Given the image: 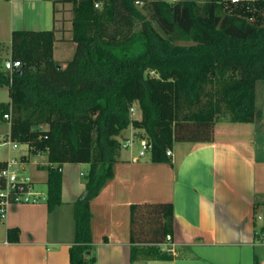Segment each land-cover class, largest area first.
<instances>
[{
    "label": "trees",
    "instance_id": "obj_1",
    "mask_svg": "<svg viewBox=\"0 0 264 264\" xmlns=\"http://www.w3.org/2000/svg\"><path fill=\"white\" fill-rule=\"evenodd\" d=\"M50 1L72 5V58L65 66L55 59L54 28L14 29L10 61L20 66L0 65V87L9 89L11 140L47 156L50 209L62 202L59 168L89 165L70 248V264H88L91 202L114 176L124 129L143 131L153 162H171L176 141H212L218 121H264L255 102L264 80V0ZM135 101L140 118L131 117ZM131 225L132 241L161 242L174 233L173 203L133 204ZM19 236L18 227L7 229L10 241ZM140 250L170 257L134 246L132 259Z\"/></svg>",
    "mask_w": 264,
    "mask_h": 264
},
{
    "label": "crops",
    "instance_id": "obj_2",
    "mask_svg": "<svg viewBox=\"0 0 264 264\" xmlns=\"http://www.w3.org/2000/svg\"><path fill=\"white\" fill-rule=\"evenodd\" d=\"M51 2L0 0V65L10 67L11 33L28 23L37 30L55 29L54 57L64 60L66 5L71 4L53 2V16L45 15L42 10ZM142 134L133 125L122 131V139L133 144L122 147L113 178L91 202L93 244L87 255L93 260L88 264H264V121H218L212 141H176L171 162H153L150 152L140 156ZM82 164L89 166L60 167V204L51 209L48 201L21 204L0 219V264H70L75 201L85 190L81 177L88 170H79ZM157 202L174 206L171 251L165 249L166 237L156 243L131 239V206ZM9 227L20 229L18 241L8 239ZM134 246L154 247L170 257L140 250L132 259Z\"/></svg>",
    "mask_w": 264,
    "mask_h": 264
},
{
    "label": "built area",
    "instance_id": "obj_3",
    "mask_svg": "<svg viewBox=\"0 0 264 264\" xmlns=\"http://www.w3.org/2000/svg\"><path fill=\"white\" fill-rule=\"evenodd\" d=\"M233 3L239 0H231ZM20 62L14 61L10 64V69L19 67ZM136 108L132 105L130 108L131 114L134 113ZM10 113L6 112L3 114L5 119L10 124ZM4 140L6 142L0 143V151L3 150L4 146L10 147L9 156L4 160L5 164L0 167V219H4L7 215L21 204H35L43 201H48V191L39 190L36 187L34 179L26 174V164L29 162L28 153H22L19 157L14 156L11 153V148H16L14 141L11 140L9 133L6 134ZM133 140L130 138L122 139L121 145L126 148L132 146ZM152 145L147 138L143 137L140 139V150L139 155L143 156L147 152H150ZM167 155L172 157V148L167 150ZM61 169V168H59ZM172 236L169 234L166 236L167 251H171L168 246L171 244L170 241Z\"/></svg>",
    "mask_w": 264,
    "mask_h": 264
},
{
    "label": "rangeland",
    "instance_id": "obj_4",
    "mask_svg": "<svg viewBox=\"0 0 264 264\" xmlns=\"http://www.w3.org/2000/svg\"><path fill=\"white\" fill-rule=\"evenodd\" d=\"M42 1V0H41ZM45 3V2H43ZM52 3V4H51ZM49 7H45V10L43 9L42 12L46 15L53 16V2H51ZM139 7L145 13L146 15H150L151 9L149 6H142V4H139ZM72 5H66V43L65 45V52L63 54L64 60L60 61V64L66 65L67 61L72 58L76 43L70 40L69 33H68V27H70V23L68 21L71 20V12H72ZM28 15V14H27ZM26 15V16H27ZM30 17V14H29ZM32 18V17H31ZM29 19L28 17L26 18ZM30 20V19H29ZM20 26V25H19ZM29 27H25L27 29H34L32 27L31 23H28ZM51 26V25H50ZM17 29H21L20 27H17ZM37 30V29H34ZM177 42L182 44H190V41H187L186 38H179ZM59 62V61H58ZM3 67H6L5 64H3ZM153 74V72H151ZM136 110L134 113L131 114L132 118L141 117V110L139 109L138 103L135 101L132 104ZM256 105L259 109H261L264 112V80H260L257 84V97H256ZM10 110V97H9V89L7 86L0 87V143L6 142L4 140L6 133L10 132V124L6 120L3 119L2 113L3 112H9ZM46 127V126H45ZM142 133V132H140ZM14 145L16 148H11V153L14 156L19 157L22 153H28L29 154V162L26 164V174H29L35 181L36 187L39 190L46 191L48 188L47 181L45 179L47 167H38V165L47 164V158L43 155L44 153H40V155H34L32 153H29V147L25 143L15 142ZM10 147L8 145L4 146L3 150L0 151V158H7V155L9 154ZM121 151H124L121 148ZM72 168H76L75 166H71ZM85 168H88L87 165H80L78 167L79 170H84ZM78 170V171H79ZM81 179L84 180V177H81Z\"/></svg>",
    "mask_w": 264,
    "mask_h": 264
},
{
    "label": "water",
    "instance_id": "obj_5",
    "mask_svg": "<svg viewBox=\"0 0 264 264\" xmlns=\"http://www.w3.org/2000/svg\"><path fill=\"white\" fill-rule=\"evenodd\" d=\"M6 64H7V65H10V61L8 60ZM59 67L61 68L62 66L59 65Z\"/></svg>",
    "mask_w": 264,
    "mask_h": 264
}]
</instances>
